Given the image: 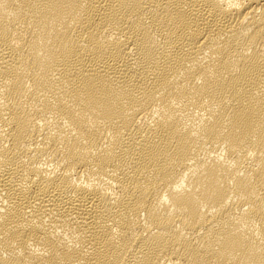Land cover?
Returning <instances> with one entry per match:
<instances>
[{
	"label": "bare ground",
	"instance_id": "6f19581e",
	"mask_svg": "<svg viewBox=\"0 0 264 264\" xmlns=\"http://www.w3.org/2000/svg\"><path fill=\"white\" fill-rule=\"evenodd\" d=\"M0 264H264V0H0Z\"/></svg>",
	"mask_w": 264,
	"mask_h": 264
}]
</instances>
